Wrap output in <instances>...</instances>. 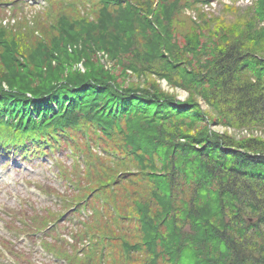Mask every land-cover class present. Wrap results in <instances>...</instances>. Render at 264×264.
<instances>
[{
    "label": "trees",
    "instance_id": "obj_1",
    "mask_svg": "<svg viewBox=\"0 0 264 264\" xmlns=\"http://www.w3.org/2000/svg\"><path fill=\"white\" fill-rule=\"evenodd\" d=\"M191 1L49 0L32 21L0 16L4 138L56 143L89 123L106 158L78 181L113 209L74 223L90 249L69 264H264V0L217 25Z\"/></svg>",
    "mask_w": 264,
    "mask_h": 264
},
{
    "label": "rangeland",
    "instance_id": "obj_2",
    "mask_svg": "<svg viewBox=\"0 0 264 264\" xmlns=\"http://www.w3.org/2000/svg\"><path fill=\"white\" fill-rule=\"evenodd\" d=\"M0 2V16L5 15L11 23L20 20L21 14L25 15L27 20L29 18L32 21L31 19L36 14L48 10L50 4L49 2L45 5L42 0H37L36 4L29 1L26 4L23 1H19L21 4L9 0H0ZM10 2L16 3V6L8 5L7 3ZM203 2V6H200L201 11L209 13L210 15H208L213 21L220 19L215 23L217 25L221 24L223 19L233 23L237 17H242L246 7L250 6L253 1L236 0L234 4L232 0H206ZM184 4L186 6L191 4L192 7L191 0ZM227 4L230 7L224 8ZM14 13L16 15H13ZM79 13L83 15L84 12L80 11ZM183 13L189 15V18L192 17V20L196 19V14L188 10L187 7L184 8ZM3 23H6V19L2 25ZM30 29L37 30L32 26ZM8 32L14 35L12 38L17 46L20 43L26 48L32 47L30 43L23 40V31L20 33L8 30ZM25 32L28 36L32 33L27 30ZM77 66L81 68V64ZM108 66L110 65L107 64ZM131 79L134 80L132 82L140 83L135 81L134 77L129 76L128 80ZM153 81L159 85L162 91L175 93L176 98L181 101L187 96L186 90L170 87L168 81L163 77L160 79L154 77ZM197 101L201 110L205 111L207 106L204 101L200 99ZM211 128L219 133L225 130L223 126L211 125ZM61 135L63 136L60 137ZM96 135L91 124L85 123L84 125L80 122L76 129H66L64 133L55 136L56 140H60L59 142L53 143L54 141H52V144L42 140V137H47L44 133L34 135L35 139L28 138L27 146L22 148L19 142L22 139L18 138L20 136L16 137L11 145L4 139L5 132L0 131V167L6 163L5 157L8 154L5 150L8 151L9 156H12V149L15 153L14 160L25 164L24 169L13 170L9 174L5 180L7 183H3V180L0 181V243L5 256L4 260H0V264H13L16 260L18 264H58L52 260L50 254L57 256L58 260L68 259L67 261H70L72 252L80 256L83 250L90 249V245L88 246L84 240L80 243L73 241L72 233H75L76 229L74 223L83 221L87 225V221L91 220L92 213L98 211L99 215H102L101 212L106 204L107 208L113 209V205L108 200L109 196L103 189L99 190L98 182H87V185L83 180H79L83 185L79 186V176L95 170L96 166H100L101 160L106 159L98 147ZM7 139L12 142V137ZM1 149L4 150L1 151ZM103 167H106V163ZM98 170L96 169V172ZM15 179H17L16 182ZM20 182L24 186L20 185ZM82 187L88 188V193L91 195L86 193L88 196L83 195L76 201ZM92 187L94 189L97 187V189L90 191ZM73 193L76 195L74 196ZM62 214L63 216L60 217ZM50 218L54 220L50 221ZM40 221H44V226L49 230L40 229L39 231L42 232L38 237H35L34 234L37 230L29 232L31 230L29 227L32 228V225ZM28 233L29 235H27ZM39 246L50 253L39 252L38 254L36 249L38 250Z\"/></svg>",
    "mask_w": 264,
    "mask_h": 264
}]
</instances>
